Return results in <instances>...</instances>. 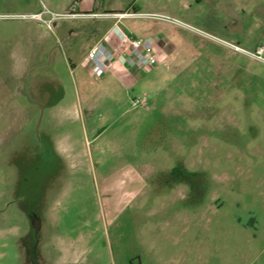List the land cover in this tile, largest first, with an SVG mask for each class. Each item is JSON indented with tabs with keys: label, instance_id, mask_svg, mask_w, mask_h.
Wrapping results in <instances>:
<instances>
[{
	"label": "rangeland",
	"instance_id": "obj_1",
	"mask_svg": "<svg viewBox=\"0 0 264 264\" xmlns=\"http://www.w3.org/2000/svg\"><path fill=\"white\" fill-rule=\"evenodd\" d=\"M75 2L0 0V264H264V0H98L176 20L109 22L156 41L133 79Z\"/></svg>",
	"mask_w": 264,
	"mask_h": 264
},
{
	"label": "built area",
	"instance_id": "obj_2",
	"mask_svg": "<svg viewBox=\"0 0 264 264\" xmlns=\"http://www.w3.org/2000/svg\"><path fill=\"white\" fill-rule=\"evenodd\" d=\"M133 15L137 16L136 14ZM77 16L72 12L65 15H56L55 18H74ZM149 17L176 22V20L155 14L149 15ZM46 24L50 27L51 22L48 21ZM121 40L123 48L119 55L114 53L103 41L97 42L88 50L86 54L87 71L92 78L101 79L118 59L127 68L139 71H145L156 66L157 60L153 52L156 41L152 36L137 38L132 35L123 34ZM234 49L236 52L245 54L252 60L264 64V45L258 46L253 51H247L238 46H234ZM132 102L136 107L148 108L147 96L135 98Z\"/></svg>",
	"mask_w": 264,
	"mask_h": 264
},
{
	"label": "crops",
	"instance_id": "obj_3",
	"mask_svg": "<svg viewBox=\"0 0 264 264\" xmlns=\"http://www.w3.org/2000/svg\"><path fill=\"white\" fill-rule=\"evenodd\" d=\"M97 1L98 0H76L75 6H73L75 8V10H72V12L75 13L76 15H78L77 16L78 18H76L75 20L69 19V20H71V23H69L67 28H66L67 31H70L69 32L70 33L69 37L75 36L78 33V30H79L80 26L84 27L86 24H89L90 21L94 17H97L99 15H101L103 17H100L101 19L97 18V19H94V20L101 21L104 24L108 21L107 23L110 25L107 28V30H105V27H104V30H103L104 34L102 36H100L99 38L94 40V42L92 44L88 45V47H87V49L85 51V54H84L85 55L84 56V58H85L84 61H85L86 69H87L86 54H87L88 50L93 45H95L97 42H100V41L105 42L106 45L114 53H116L117 55H119L122 52L123 45H122V40L120 38H119V40H116V41L113 40V39L109 40L107 38V35H108L110 29L114 25L112 23L111 24L109 23L112 20L113 17L122 18V17L132 16V14H136V15L155 14V13H143V12H140V10H138V8H135V7L132 8V13L130 11L122 12V10H115V9H112V8L111 9L109 8L108 10L100 12L98 10V8L101 7V6L99 4L97 5ZM57 7L61 11V12L58 13L60 15L69 14L71 12V8H67V6L66 5L65 6L62 5V3H59ZM48 21H51V19H49ZM103 23H102V25H103ZM59 25H60V28H63V25H61V23ZM59 25H58V23H56L55 24V28H57ZM102 25L101 24L96 25L95 31L97 32L99 29H102L103 28ZM124 34L132 35V36L137 37V38L150 37V36L140 37V36H137V35H135L134 33L130 32V31H125ZM116 70H121V72L116 71ZM155 70H156V67H153L151 69L145 70V73L144 72L143 73L144 74H146V73L152 74L153 72H155ZM135 71H136V69H129L126 66L122 65V63L118 59L114 63V65L107 71V73L104 75V77H106L108 75H115L119 79H121V78L133 79L134 78L133 76H135L134 74H136ZM86 72L89 73L88 71H86ZM123 72H125V75L121 77L120 74L123 73ZM147 110H148V108H147Z\"/></svg>",
	"mask_w": 264,
	"mask_h": 264
}]
</instances>
